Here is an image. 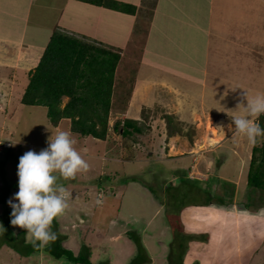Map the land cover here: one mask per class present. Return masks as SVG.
I'll list each match as a JSON object with an SVG mask.
<instances>
[{
	"label": "crops",
	"instance_id": "obj_1",
	"mask_svg": "<svg viewBox=\"0 0 264 264\" xmlns=\"http://www.w3.org/2000/svg\"><path fill=\"white\" fill-rule=\"evenodd\" d=\"M115 1L120 9L84 0H0V98L3 101H6L5 98L13 100L6 91L23 92L24 87L29 84L30 72L39 64L54 31L61 29L101 48L121 52L115 72L110 114L117 98L121 96L120 92L126 96L128 86L135 84L136 91L127 97L129 104L142 91L146 93L150 90L152 96H149L157 109H170L169 112L178 121L189 119L190 124H199V119L210 116L212 110L216 114L219 103L228 102L230 88L239 87V79L233 82L229 77L233 74L240 76V72L249 70L247 62L251 49L261 42L264 45V32L260 40H257L253 32L245 35L240 30L243 26L234 17L235 24L228 23L232 18L229 15L232 11L228 9L233 5V0ZM256 9L259 12V8ZM259 13L255 17L262 16L264 19V5L260 7ZM251 20L252 17H247V23L254 21ZM130 111L128 110L129 113ZM151 119V126L147 123L148 127H145L147 132L142 133V127V131L138 133L145 134L142 148L152 144L161 146L163 133L167 130L161 123L158 125L156 117ZM212 131L215 132L214 129L210 132ZM220 131L219 134H222ZM242 140L234 133L232 138L214 146L196 141L188 145L184 141L181 146L184 150L176 148L172 151V146L168 148V152L172 151V154H168L167 159H162L164 166L176 171L172 175L173 181H176L173 187L180 188L188 180L187 183L190 184L186 186V190L197 191L203 197V202L185 203L178 215L171 216L168 212L171 207L167 206L169 201L166 204L168 189V193L163 190L165 199L161 201L160 195L147 188L146 184H140L136 180L118 183V178L120 180L121 175H124L127 165H138L144 161L147 163L148 160L142 161L141 157L133 158V161L129 159L130 162L120 161L123 162L122 168H115V165L108 167L116 172L117 178L105 173L102 168L104 171L100 178L108 176L103 182L107 186L105 188L101 186L103 183L97 184L98 195L95 204L92 203L90 207L88 193L82 192L79 197V191L63 182L61 186L71 193L69 209L55 219L64 236L63 247L77 256L85 243L91 250L90 259L93 264H114L109 259L111 252L107 250L112 244L123 242L127 246V255L125 259H119L128 264L135 251L127 235L134 231L146 246L151 244L147 241L153 239L154 247L159 244L165 250L163 259L156 257L146 264H168L170 245L178 230L192 237V242L188 244L189 252L186 253L189 256L193 254L190 258L193 257L194 260L188 263L183 257V264H264V207H255L245 197L247 189H250L249 169L246 168L251 163V146L254 145L248 144L247 149V144ZM84 148L80 154L89 162L93 152L89 151L91 147ZM151 151L149 153L154 152ZM157 158L159 160L160 156ZM213 177L217 181L230 183L235 193L222 197V201L216 200L213 190L215 189V193L219 191V188L216 189L218 183L206 186ZM195 181L198 185L193 183ZM243 181L247 183V189H244L239 201L237 188ZM129 186L134 187L133 195L136 198L145 200V210H141L138 203L128 206L125 188ZM17 191L18 189H12L8 200ZM106 195L110 204H114L118 197L121 198V203L118 204L119 210H115V216L109 218L107 229L101 231L103 225L100 224L99 228L96 222L106 211L107 204L103 202ZM253 197L254 200L256 197L260 198L256 195ZM254 202L259 204V201ZM93 205L97 208L91 210ZM3 209L0 204V216ZM161 222L163 224L156 229ZM17 227L11 225L14 231ZM153 228L157 233L152 235L150 230ZM163 237L167 240L164 241ZM98 239H102V245L98 243ZM193 250L195 252L192 253ZM107 254L109 257L102 259ZM49 262L73 264L66 259H56L44 250L23 256L7 244L0 245V264Z\"/></svg>",
	"mask_w": 264,
	"mask_h": 264
},
{
	"label": "rangeland",
	"instance_id": "obj_2",
	"mask_svg": "<svg viewBox=\"0 0 264 264\" xmlns=\"http://www.w3.org/2000/svg\"><path fill=\"white\" fill-rule=\"evenodd\" d=\"M247 1V2H246ZM250 5V6H249ZM264 5L263 0H233V5H231L228 9V11H232L229 15L232 16V18L229 20L233 25L235 24L234 18L241 24L243 27H241L240 30L244 32L245 35H248L249 32H253L254 38L259 39L261 37V34L264 32V19L261 17H255L256 15L260 14V7ZM253 7V9H251ZM259 8V12L256 8ZM237 8L239 11H236ZM34 14V12H33ZM262 15V14H261ZM234 17V18H233ZM247 17L250 19L252 17L253 22L247 23ZM251 20V21H252ZM248 27H244V26ZM239 30V31H240ZM263 36V35H262ZM251 53L248 57V67L249 70H245L244 72H240L239 75H232L229 77L230 81H235L237 78L239 87L238 88H230V96L228 97V102H222L219 103L217 106V109H219L216 114L212 110L210 116L208 115L205 117V119H199V124H190L191 120L185 119L178 121L177 117L174 115H171L169 112L170 109H163L158 108L151 100L152 96L151 91H147L146 93L142 91V93L138 94L135 97V101L133 103L127 102V97L133 93V91H136L135 84L128 86V93L126 96H123V92L121 91V96L117 98L116 102L114 103V110L109 115V124H108V133L106 135L105 139H98L95 137H91V135L83 136L72 129V120L71 118H61L58 123L55 125L51 122L49 119L47 112L48 108L44 105H26L22 102L23 95L27 89L28 84L24 87L23 92H17V90L12 92H7L13 100H7L3 101V98H0V163L5 164V171H6V180L8 181L7 184H10L12 186V189H18V175H17V166L19 163V158L27 151L33 150L37 153H39L41 150H44L48 147L49 142L51 138L56 134L57 131H68L71 133V135L75 138L76 144L74 147L78 152H82V149H85L84 146L91 147L89 151L92 150L93 156H90L89 159V168L86 172L78 173L77 176L74 179L65 180L63 177L59 176L57 173V180L56 185L61 186L63 182H65L64 185L68 184L72 188L75 189V191H79L78 196H82V192L88 193L90 197V203H88V206L90 207L93 204H95V200L97 198V184L103 183L108 179V176H105L103 178L101 177L102 172L105 170V173H109L110 176H116V172H113L108 167L111 168V166L115 165V168H122L123 162L120 163L122 160H134L135 158H143L147 159V163L140 162L137 164H129L126 166V170L123 172L124 175H121L120 180L118 178V183H125L130 182L132 178H135L137 182L140 184H146L147 188L153 189L152 191L156 192V194L160 195L161 201L165 199L163 190L168 189L167 193L170 197H168V194L166 196V204L168 201L170 202L171 198L174 201H182L183 198L187 202L189 201H202L203 197L201 194H197L198 192H193L192 190H186L190 183L188 180L184 181V184L179 188H174V184L176 181H173L172 175L175 174V170L170 169L167 166H164V158H168V154H172V151L176 148L179 150H184V147H181L182 144L187 143L188 145H192L193 142L196 141V143H203L208 144L210 146H214L215 144H218L225 139L232 138L233 134L236 133L235 130V124L233 122L234 115H243L244 109L247 106L248 98L249 96L256 95L258 93H264V45L261 42V44L254 45L253 49H251ZM41 60V59H40ZM40 62V61H39ZM37 67V66H36ZM35 67V68H36ZM33 71V70H32ZM31 71V72H32ZM31 72L29 76L31 75ZM234 73V72H230ZM236 73V72H235ZM30 78V77H29ZM30 82V81H29ZM232 82V83H233ZM241 84V85H240ZM235 89L236 91L234 92ZM20 93V94H18ZM249 95V96H248ZM7 97V96H6ZM126 100V101H125ZM68 97L63 98V105L67 103ZM125 101V102H124ZM153 102L152 105L150 103ZM213 109L215 108V104L212 105ZM128 110H131L130 113ZM119 112V113H118ZM172 112V110H171ZM151 117H156L160 123L167 128L166 132L163 133V140L161 141V146L159 144L156 145H150L148 147L142 148L144 145L142 138H144L145 134L140 135L136 132H134L132 135H123L121 131L122 127L124 126L125 120H134L137 125H139L141 128L144 127L142 133H146L147 130L145 127H148L147 123H150L151 126ZM161 118V119H160ZM261 116L258 118L253 117L254 120H256L259 124L261 123ZM150 120V121H149ZM119 123V127L116 128L115 124ZM229 125H231V129L229 128ZM149 126V127H150ZM220 127L222 128V131H220ZM206 128V133H205ZM264 128V125L263 127ZM211 129H214V131L210 132ZM219 131L222 132V134H219ZM242 141L245 142L248 149V144L250 143L246 137L239 135ZM16 142L15 145L12 144V142ZM87 143L88 145H86ZM143 143V144H142ZM264 143V136L258 137L256 146L261 147ZM172 146V151L169 153L168 148ZM254 147V146H253ZM253 147L251 146L252 152ZM191 148V147H189ZM205 148V147H203ZM188 148H185L187 150ZM142 150V151H140ZM153 153H149L152 152ZM178 150V151H179ZM87 151V149H86ZM246 151V150H244ZM207 154V152H205ZM247 152H245L246 154ZM259 153V152H258ZM136 155V156H133ZM83 156V155H82ZM157 156H160V159L158 160ZM164 157V158H163ZM85 159V157L83 156ZM132 158V159H131ZM134 158V159H133ZM153 158V159H152ZM163 158V159H162ZM259 158V155H258ZM120 159V160H119ZM156 159L157 161H155ZM86 160V159H85ZM104 162V164H103ZM130 162V161H129ZM121 164V165H119ZM250 165V164H249ZM249 165L246 168L249 169ZM107 166V167H106ZM102 168L104 169L102 171ZM233 169V168H231ZM114 173V174H112ZM226 174H231L229 172H226ZM237 175V174H236ZM245 175L247 176V173L245 172ZM242 175L240 174V177ZM214 178V177H213ZM130 180V181H129ZM120 181V182H119ZM246 181V180H245ZM243 181L244 183L239 185V188H237V197L239 201L241 200V196L244 194V189L246 190L247 183ZM195 185L197 184V181L193 182ZM218 183L219 191L216 193L213 190L214 197L216 200L220 201L223 197H228L235 193L234 190L231 188V184L226 181H217L216 178H214L211 182L206 183V186L212 185V184ZM0 184L3 185V182L0 178ZM77 184V185H75ZM186 184V185H185ZM102 187H105L104 183L101 185ZM175 186H178L175 185ZM125 186H123L124 188ZM171 188V189H170ZM189 188V187H188ZM2 190V187H0V191ZM82 190V191H80ZM126 195L128 197V206H133L135 203L139 204V207H141V210H145V200L136 198L134 193V187H127L125 188ZM260 191V193H259ZM16 192L12 193L10 198H13L14 194ZM172 193V194H171ZM185 194V196L183 195ZM109 195V194H108ZM104 197L103 202H105L106 208L99 219L98 222H96V226L99 228L101 225H103L100 229L101 231H105L109 224V218L115 216L116 211L119 210L118 204L121 203V198L118 197L114 204H110V200H108L107 196ZM253 195L260 196V198L256 197L254 200ZM249 196V198H248ZM248 199V202L252 201L255 207L258 205V207H264V191L252 189L248 190L246 192V196ZM257 198L259 199L257 201ZM244 199V198H243ZM141 200V201H140ZM258 202L259 204L255 203L254 201ZM124 201V198H123ZM172 201V200H171ZM15 202V201H13ZM186 202V203H187ZM203 202V201H202ZM201 203V202H200ZM142 204V205H140ZM9 208L11 209L10 205L7 203ZM172 205V203H168L167 206ZM97 208L95 205H93L90 209L93 210ZM174 208V207H173ZM264 209V208H262ZM12 211V209H11ZM161 219V218H158ZM163 222H161L156 229L159 228L160 225H162ZM173 227V226H172ZM25 229H21L17 227L15 232L18 234L21 231H24ZM100 231V230H99ZM152 235L157 233L155 229H151ZM26 232V230H25ZM129 233V232H128ZM157 235V234H156ZM130 239V242L133 244V248L135 251V254L132 255V252L127 249V251L130 252L132 255L129 259L130 262L128 264H132L135 258L138 254V247L136 242L130 237V234L127 235ZM1 241L4 243L6 240L1 237ZM164 241L167 240V238L163 237ZM96 240V239H94ZM153 240V239H152ZM152 240L147 241L150 247L147 248L146 244L142 241L143 246L145 247V251L148 254L149 258L156 259L157 258H164L165 257V250L161 249V247L158 246L154 247ZM102 239H98V243L102 245ZM192 240L188 241V244ZM158 243V242H155ZM4 245V244H3ZM107 245V244H106ZM169 247V246H168ZM171 247V245H170ZM169 247V248H170ZM126 244L121 242L119 244H112L108 248V252L110 251V257L109 255H103L102 259H106L109 257L114 264H126V262L123 259H125L126 253ZM189 247L187 248L186 252L188 251ZM170 252L167 256V260L170 259ZM184 253L185 256L184 260L188 261V263H191V260L187 253ZM189 252V251H188ZM195 252L194 250L192 253ZM194 260V259H193ZM192 260V261H193ZM167 261V262H168ZM150 261L146 263H150ZM144 263V264H146ZM50 264V262H49ZM67 264V263H66ZM169 264V262H168Z\"/></svg>",
	"mask_w": 264,
	"mask_h": 264
},
{
	"label": "trees",
	"instance_id": "obj_3",
	"mask_svg": "<svg viewBox=\"0 0 264 264\" xmlns=\"http://www.w3.org/2000/svg\"><path fill=\"white\" fill-rule=\"evenodd\" d=\"M95 4L120 9L115 0H84ZM134 11V7L132 9ZM121 58V52L101 48L77 36H72L61 29H56L46 47L37 67L31 72L30 82L23 95L22 102L26 105H44L48 108L47 115L53 124L61 118H71L73 131L83 135H91L105 139L108 133L109 115L112 106V93L115 72ZM68 97L63 105V98ZM261 127L264 116H261ZM119 127V123L115 124ZM123 135L140 133L142 128L134 120L124 122ZM259 152V153H258ZM259 155V158H258ZM5 164L0 163V178L3 182L0 191V204L3 214L0 223L5 232L0 231L1 244H7L20 255L29 256L44 250L56 259H66L73 264H93L90 248L83 243L80 253L75 256L71 250L63 247L64 236L59 231V223L54 219L51 230L58 239L45 247H33L24 240L25 231L16 233L10 224L11 209L7 205L12 186L7 184ZM130 180H136L132 178ZM249 188L264 191V143L261 147L254 145L248 173ZM171 189V188H170ZM172 194V193H171ZM185 196V194H183ZM172 200V201H171ZM168 212L178 215L181 207L187 202L174 201ZM222 201V200H220ZM174 207V208H173ZM172 224V223H171ZM136 242L138 254L132 264H144L151 260L142 244V239L134 231L129 232ZM192 237L176 230L171 244L169 264H183V256ZM104 264V263H102Z\"/></svg>",
	"mask_w": 264,
	"mask_h": 264
},
{
	"label": "clouds",
	"instance_id": "obj_4",
	"mask_svg": "<svg viewBox=\"0 0 264 264\" xmlns=\"http://www.w3.org/2000/svg\"><path fill=\"white\" fill-rule=\"evenodd\" d=\"M261 115H264V93L249 96L244 114L233 117L236 134L256 144L257 138L264 136V128L253 117ZM75 144L70 132L57 131L46 149L39 153L29 150L19 158L18 191L7 203L12 209L10 224L26 230V244L45 247L58 239L51 226L54 219L69 209L71 193L56 185V174L70 180L89 168ZM0 231L5 232L3 224H0Z\"/></svg>",
	"mask_w": 264,
	"mask_h": 264
},
{
	"label": "built area",
	"instance_id": "obj_5",
	"mask_svg": "<svg viewBox=\"0 0 264 264\" xmlns=\"http://www.w3.org/2000/svg\"><path fill=\"white\" fill-rule=\"evenodd\" d=\"M261 116H264V115H261Z\"/></svg>",
	"mask_w": 264,
	"mask_h": 264
}]
</instances>
